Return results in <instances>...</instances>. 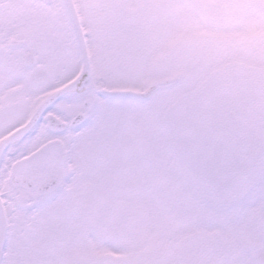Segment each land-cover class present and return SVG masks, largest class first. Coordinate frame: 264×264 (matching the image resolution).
<instances>
[{
    "label": "snow or ice",
    "instance_id": "snow-or-ice-1",
    "mask_svg": "<svg viewBox=\"0 0 264 264\" xmlns=\"http://www.w3.org/2000/svg\"><path fill=\"white\" fill-rule=\"evenodd\" d=\"M0 264H264V0H0Z\"/></svg>",
    "mask_w": 264,
    "mask_h": 264
}]
</instances>
